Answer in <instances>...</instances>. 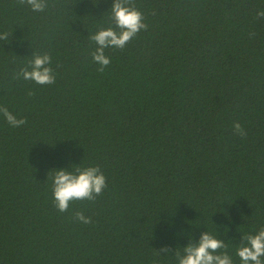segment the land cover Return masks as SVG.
Instances as JSON below:
<instances>
[{
	"label": "trees",
	"instance_id": "trees-1",
	"mask_svg": "<svg viewBox=\"0 0 264 264\" xmlns=\"http://www.w3.org/2000/svg\"><path fill=\"white\" fill-rule=\"evenodd\" d=\"M112 3L0 0V106L26 119L0 114V264H178L206 231L241 264L264 228V0H133L148 27L101 73L90 36ZM32 53L54 84L17 77ZM87 166L107 187L59 212L53 174Z\"/></svg>",
	"mask_w": 264,
	"mask_h": 264
},
{
	"label": "clouds",
	"instance_id": "clouds-1",
	"mask_svg": "<svg viewBox=\"0 0 264 264\" xmlns=\"http://www.w3.org/2000/svg\"><path fill=\"white\" fill-rule=\"evenodd\" d=\"M20 5H27L33 12H44L48 7V0H18ZM110 20L115 27L101 28L90 36L96 44L92 52V60L99 66L98 72L103 73L110 65L111 59L105 55V49H123L141 30H146L144 16L134 5L133 0H113L110 7ZM257 18H264V10L257 12ZM251 35H254L252 33ZM9 34L0 32V41L7 42ZM52 61L47 53H32L29 66L21 68L18 78L32 81L38 85H52L55 83V74L50 67ZM0 114L7 123L18 128L26 123L25 118H17L6 107L0 106ZM233 131L241 137L246 135L242 125L234 121ZM107 187L106 177L99 166L75 167L72 170L60 168L52 176V197L56 209L63 213L68 211L73 201H94ZM74 219L83 224H90L91 218L83 212L74 213ZM247 243H242L236 250L241 264H264V228L255 234L242 238ZM227 245L223 240L214 237L208 231L202 232L197 243L191 241L183 247V254L175 252L178 264H233L226 251ZM160 252L168 253L169 249L162 246Z\"/></svg>",
	"mask_w": 264,
	"mask_h": 264
}]
</instances>
